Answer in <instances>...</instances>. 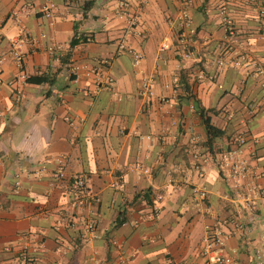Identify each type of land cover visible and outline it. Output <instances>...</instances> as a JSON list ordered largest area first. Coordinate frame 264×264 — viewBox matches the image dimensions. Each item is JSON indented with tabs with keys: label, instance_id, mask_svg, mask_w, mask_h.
Wrapping results in <instances>:
<instances>
[{
	"label": "crops",
	"instance_id": "crops-1",
	"mask_svg": "<svg viewBox=\"0 0 264 264\" xmlns=\"http://www.w3.org/2000/svg\"><path fill=\"white\" fill-rule=\"evenodd\" d=\"M53 2L50 23L37 11L43 0H0V264H18L24 246L35 264H204L202 237L211 226L226 235L222 251L232 264H256L264 237V85L254 71L264 64V0ZM182 3L197 31L190 56L177 43ZM222 5L237 28L229 48ZM30 7L35 12L25 11ZM41 33L47 39L36 46ZM17 35L27 41L21 72L9 54L8 39ZM50 41L62 51L47 52ZM120 43L143 53L154 79L148 95ZM234 55L248 65L228 62ZM73 63L95 66V73L75 81ZM196 101L224 131L208 144ZM241 137V156L263 192L253 213L236 198L218 158ZM59 155L68 177L84 180L81 193L52 175ZM43 161L42 178L26 175ZM202 187L204 199L194 192ZM86 193L97 201L75 205Z\"/></svg>",
	"mask_w": 264,
	"mask_h": 264
},
{
	"label": "built area",
	"instance_id": "built-area-1",
	"mask_svg": "<svg viewBox=\"0 0 264 264\" xmlns=\"http://www.w3.org/2000/svg\"><path fill=\"white\" fill-rule=\"evenodd\" d=\"M188 2L191 0H187ZM55 5L53 0H43L42 5L37 10L42 13V15L50 20L53 17ZM32 10L35 12V9L32 7L25 9L26 12ZM261 14H264V6L261 8ZM220 13L223 15V23H224V38L223 43L228 48L232 46V40L237 34V28L233 23L231 17L227 13L226 6L222 5L220 8ZM175 27L177 31V43L179 47L185 51L187 56H190L191 50L194 43V38L196 36V28L192 25L191 17L187 6L182 3L179 7L176 16H175ZM47 39L46 33H41L39 38L33 39L32 43L36 46L39 45L41 40ZM9 40L10 44V57L14 62L17 69L21 72L23 70L24 60H25V50L24 46L26 38L22 35L14 36ZM169 47V44L163 43L161 45L162 49H166ZM119 50H126L132 58V65L135 68L137 74L140 76V93L142 95H148L151 90V85L154 81L152 74H148L146 70L142 66V62L144 60V55L141 51L134 49L132 47L127 46L125 43H120L118 45ZM63 45L58 42L50 41L46 44V51L50 54H58L62 51ZM3 58V55L0 56V61ZM246 57L243 55H234L227 59L228 62L234 64L235 66L244 65L247 66L249 61L243 62ZM226 60H219L218 64L222 65ZM102 65L108 64V60H100L97 61ZM96 67L89 65L88 63H73L70 66V72L74 77V80L77 81L81 76H90L95 73ZM23 77V74L21 75ZM254 77L262 78V82L264 85V64L257 62L255 63V71ZM111 79H108V83ZM3 83V79L1 77V68H0V84ZM10 86L15 84V81L11 80L7 82ZM107 86V85H105ZM102 88L101 85L97 86L96 89L99 90ZM161 102L169 103V100L165 97L161 98ZM67 121H70L69 117H66ZM173 124L176 125V121H173ZM193 143V160L194 167L196 169L199 168L201 164V152L198 149L197 137L193 136L191 138ZM246 144L245 138L241 137L237 140L236 144L226 150L221 151L218 154V158L220 160V167L224 172V179L230 184L231 188L234 190L236 194V198L240 200L246 207V209L253 213L256 210V203L262 197L263 192L254 182L253 175L248 163L242 158L243 147ZM54 167L51 172L52 175L58 179H68L69 184L73 191L77 193H81L82 189L85 186L84 180L77 176L72 175L68 177L66 172V162L63 156H56L54 159ZM48 161H43L37 164L33 169L26 172V175L31 176L35 179H40L42 176L48 171ZM146 171V170H145ZM21 178L22 172H17L13 181V191L18 192L21 186ZM194 192L198 197L204 199L206 197L207 191L205 188L195 189ZM75 205L83 206L85 204H90L97 201V197L93 194L86 193L83 196L74 198ZM85 229L87 231L94 230V224L91 222H85ZM226 235L222 232L219 226H211L208 227L202 237V248L201 255L204 259V264H232L235 263L236 260L233 256L224 254L222 251V245ZM8 249V248H7ZM264 251V237L262 240L261 248L258 249L256 254V264H264L263 254ZM169 264H174L172 260H168ZM18 264H35L34 256L31 254L29 249L24 246L19 254Z\"/></svg>",
	"mask_w": 264,
	"mask_h": 264
},
{
	"label": "trees",
	"instance_id": "trees-1",
	"mask_svg": "<svg viewBox=\"0 0 264 264\" xmlns=\"http://www.w3.org/2000/svg\"><path fill=\"white\" fill-rule=\"evenodd\" d=\"M89 4H92V1H89ZM91 6L92 5H90V7ZM90 7H88L87 10H89ZM73 45H74V40L71 41V46ZM183 86L185 88V92L188 94L190 90H189L187 81H184ZM195 103H196L195 109L199 111V114L202 118V121L205 127V132L207 135L206 144L210 143V141H212L214 138L222 137L224 135V131L220 128H217L211 123L210 118L205 114V110L200 106L199 102L197 103L196 101Z\"/></svg>",
	"mask_w": 264,
	"mask_h": 264
}]
</instances>
